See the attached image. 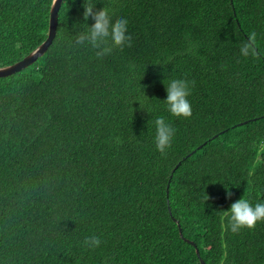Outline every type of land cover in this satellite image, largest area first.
Returning a JSON list of instances; mask_svg holds the SVG:
<instances>
[{
	"label": "trees",
	"instance_id": "16d2710c",
	"mask_svg": "<svg viewBox=\"0 0 264 264\" xmlns=\"http://www.w3.org/2000/svg\"><path fill=\"white\" fill-rule=\"evenodd\" d=\"M52 3L0 0V68L45 42ZM87 5L131 47L76 45ZM174 79L190 118L164 103ZM242 197L264 203V0H64L44 56L0 78V264H264V221L228 228Z\"/></svg>",
	"mask_w": 264,
	"mask_h": 264
},
{
	"label": "clouds",
	"instance_id": "9594fccd",
	"mask_svg": "<svg viewBox=\"0 0 264 264\" xmlns=\"http://www.w3.org/2000/svg\"><path fill=\"white\" fill-rule=\"evenodd\" d=\"M89 17L94 21L87 30L80 32L75 37L76 45H90L92 49L97 50V58H103L112 52L113 48L122 49L125 45L131 47V36L127 33V20L118 19L111 21L107 8L95 10V7L87 5L84 7L83 19L87 21ZM256 34L251 33L247 40L240 47L241 55L247 57H257L258 53L255 47ZM191 42L186 51L192 52ZM194 83V82H192ZM166 100L168 112L177 118H190L192 107L187 99L190 95L189 82L182 79H174L166 86ZM155 147L162 155L166 154L167 149L171 147L175 129L165 121L164 117L155 119ZM231 193L229 192V197ZM224 215L229 218L228 228L233 233H239L241 229L252 230L260 221H264V203H256L252 206L250 202L241 198L231 204L230 209L224 211ZM101 241L98 237L92 236L84 240V245L90 248L99 247Z\"/></svg>",
	"mask_w": 264,
	"mask_h": 264
},
{
	"label": "water",
	"instance_id": "95a60500",
	"mask_svg": "<svg viewBox=\"0 0 264 264\" xmlns=\"http://www.w3.org/2000/svg\"><path fill=\"white\" fill-rule=\"evenodd\" d=\"M63 1L64 0H53L51 11H50L49 33H48V37L45 40V42L42 43L37 49H35V51H33L30 55L26 56L23 60L15 63L13 65L0 68V78H6V77L13 76L16 73H19L22 70L30 67L39 58L44 56V54L50 48V46L52 45V43L56 37L58 24H59V11L61 9ZM240 125H242V124H240ZM178 227H179V234H180L181 238H183L184 241H186L187 243H190V244L196 246L194 242L184 238L182 228H181V225L179 223H178ZM196 252H197V254H199L198 248H196ZM201 264H205L204 260H201Z\"/></svg>",
	"mask_w": 264,
	"mask_h": 264
}]
</instances>
